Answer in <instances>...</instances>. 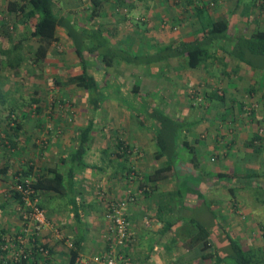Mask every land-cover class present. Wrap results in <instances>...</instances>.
<instances>
[{
    "label": "crops",
    "instance_id": "crops-1",
    "mask_svg": "<svg viewBox=\"0 0 264 264\" xmlns=\"http://www.w3.org/2000/svg\"><path fill=\"white\" fill-rule=\"evenodd\" d=\"M84 3L86 5L87 0H54L55 9L61 10L67 22L78 28H99L110 47L130 53L151 52L161 45L197 37L200 25L196 8H201L213 19L227 21L230 38L250 36L257 28L264 29V12L256 7L255 0H102V6L96 13L92 17L90 13L84 23L77 25L75 21L81 15L79 9L82 4L85 6ZM173 29L177 30L176 33ZM1 34L2 41L13 36L9 29H4ZM24 35H17L18 40L13 43V49L17 45L19 49L22 42L26 41ZM57 35L64 37L74 50L62 26L57 27ZM224 49H213L212 57L195 68L186 67L178 58L157 62L166 72L163 77L169 103H173V94L183 90L186 83L195 85L203 97V105L199 107L202 110L193 114V119L185 113L187 109L193 108L185 102L187 99L184 96H176L179 104L177 109L162 111L168 117L184 123L177 136L174 170L164 178L153 180L149 176L165 161L164 157L156 158L157 145L153 131L146 126H120L115 135L119 141L103 144V129L95 126L94 117L89 115L85 118L80 127L91 118L94 121L91 140L84 164L75 170L73 178L82 223L77 224L72 205L64 196L52 191L41 193L40 202L51 221V227H46L48 233L42 234H49L52 238L53 230L60 231L64 241H50L53 251L48 257L27 256L24 262L18 264H92V255L104 247L108 248L104 237L107 235V212L103 207L108 200L126 201L124 211L131 222L132 236L126 247L120 250H124L134 264H185V261L199 264L201 257H170L169 253L170 247L175 246L177 249L178 245H185L191 233L195 234L193 223L196 222L191 221L190 215L197 207L204 206L209 213L212 212L216 223L220 225L216 213H225L233 219L234 214L244 211L250 213V221L259 213L264 215V210L258 212L254 209L257 204L264 205V65H249L239 60L230 53V43ZM8 51L0 48V53L4 55ZM94 64L99 67V71L89 73L94 76L104 97L101 102L113 98L125 103L132 100H128L131 96L128 91H123L120 83L113 79L111 93L108 83L111 76H105L100 83V70L114 67L131 72L132 68L145 66L147 69L155 63L132 64L115 58L112 64L106 65L95 57L88 58V69ZM0 100L4 102V96H0ZM8 114L6 121H0L3 134L10 133ZM127 117H130L128 113ZM116 118L119 116L116 115ZM54 122L56 127L52 129L53 134L65 136L67 129L61 127L62 121ZM70 131L78 134L77 128ZM256 134L260 135L259 139H255ZM64 136L53 137L52 143L49 136L42 145H50L58 155L57 147L69 145ZM15 138L9 140L10 143L5 141L8 145L2 142L0 166L6 162L11 165L9 155L15 156L11 151L20 150L17 146L18 137ZM4 139L3 136L1 141ZM189 146L193 151L189 150ZM123 149L127 154H121L119 150ZM42 151H37V157L41 159L38 170L56 168L66 171L67 165L61 163V158L66 157L68 152L53 161L50 159L54 153L50 151L53 150L45 148ZM129 168L131 171L127 170ZM6 173H0V176ZM3 182L0 180V188L4 187ZM249 186L262 190L259 193L262 197L247 200ZM223 188L231 192L226 195L225 201L218 194ZM1 202H6V206L0 209V226L19 231L17 218L8 214L13 209L4 198L0 199ZM256 219L264 223V217ZM79 237L83 240L77 256L73 258L70 248Z\"/></svg>",
    "mask_w": 264,
    "mask_h": 264
},
{
    "label": "rangeland",
    "instance_id": "rangeland-1",
    "mask_svg": "<svg viewBox=\"0 0 264 264\" xmlns=\"http://www.w3.org/2000/svg\"><path fill=\"white\" fill-rule=\"evenodd\" d=\"M255 4L258 9H261L262 12H264V0H255ZM92 7V2L89 0H87L85 6H83V4L81 5V9H79L81 15H78L76 12L78 18L75 23L77 25L84 23L85 19L91 13ZM4 21H8L7 29L11 31L13 36H11L9 40L4 38L2 41L3 34H1V31L2 29H6L5 23L3 24ZM30 29V24H20L17 22V16L13 12L9 13L6 10V0H0V48L9 50L5 55L0 53V96H4L5 99L4 102H1L0 100V116H3L0 118V121H6V116L9 113V125L13 126L20 123V126H22L19 129L20 136L18 137L17 144V146L20 147V150L11 151L15 156L13 157L12 155H9V162L11 163L10 172L8 171V174L6 173L5 175L0 176V180L4 181V187L0 188V199L4 198L9 203L8 206L13 210L8 214H13L17 218L16 222H19L20 225L19 232L16 229L10 228L7 233L10 241H16V239L20 238V243H13L12 248L5 254V257H9L13 262L18 261L19 257H21L23 249V246L21 247V245L27 244L30 238L29 236L37 234L39 237L38 239L44 243H49L50 241H64L63 234L60 231H58L59 234L57 235V231L53 230L54 235H52V238L49 234H42L43 232L48 233L46 227H51V221L48 214H46L47 211L45 209L43 210L46 221L44 225L36 231V221L33 217L24 218L23 212L25 209L23 210V207L17 204L10 193L7 192L13 187L14 172L20 169L19 167L22 166L23 163L26 164L25 161L29 160V162H32L35 174L36 171H39L38 167L41 163V159L37 157V154L38 152H43L42 149L48 148L53 150L50 151L54 152L53 156L52 153H50L52 156L50 159L53 161H55L57 157L59 158L61 154L68 152V150L72 149L76 145V142H78L77 134L72 133L70 130H76V128L79 129L78 127H80V124H82L85 118L89 115L94 117V121L96 122L95 126H100L103 129L104 135L101 136L103 144L118 140L115 135L117 132L116 130L119 129L120 126L122 128L126 126H132V128H144L145 125H142L138 118V115L140 116L144 114V112H142L143 109L141 108V111L139 112L133 106V104L136 103L134 100L136 95H139L138 100L139 98L142 99L144 106L146 103L147 106L150 105L156 107L163 112L168 111V109L171 108L177 109L179 104L176 96H184L187 99H184L185 102L193 108L185 111L190 119H193V114L202 110L199 107L203 105V97L200 95V90L190 83H186V85L183 86V90L179 93L173 94V103H169L166 99L168 94L167 88L164 86V84H166L164 82L165 78L163 77V74L166 72L162 69L159 63H155L147 69L145 66L132 68L131 72L114 67L110 68V70L106 69L105 71L101 69L99 72L100 83H102V78L105 76H107V78L111 76L108 81L110 84L109 86H111L109 87V91L113 93L114 84L112 83H114L113 79H116V81L120 83L122 90L128 91L132 96H129L128 100H132L124 103L117 99V101H115L113 98H108L101 102L99 110L93 112L89 102L88 92L77 86L74 81L71 80L73 75H76L81 71V62L64 37L61 38L58 36L57 40L51 45L49 55L42 63L38 64L34 63L32 60L34 58L33 51L36 45V42L33 40L23 41L19 49L12 48L13 43L18 40L17 35L20 33H26V31H30ZM176 31L177 30L175 29L174 33H176ZM96 64L89 69L91 73L99 71V67L96 66ZM149 82L150 85L148 86L147 83ZM191 83L193 84V82ZM135 84L137 85V91L135 90ZM117 89H119V87ZM220 90H222L221 87ZM130 106H132V109H130ZM1 112L3 113L1 114ZM39 113L41 114L39 115ZM127 113L130 115L129 118L127 117ZM116 115L119 116L118 119L116 118ZM56 120L62 121L61 127L67 129L65 136L64 134H53L52 129L53 127H56L54 122ZM44 129L48 132H43ZM261 131L262 129H260V132ZM9 132L10 133L8 134H3L0 130V150L2 142L7 144L10 143L9 140L17 139L15 138L17 136L13 134L14 132H12L11 129ZM3 136L5 139L4 141H1ZM49 136L51 138V143L53 142V137L62 138L64 136L69 145H61L57 147V155L55 149H52L50 145H47V147L42 145L45 144L44 142L47 141V139H49ZM191 138L193 139V136ZM22 146L23 148H21ZM40 147H42V149ZM8 150H11V148ZM212 160L210 162H212ZM223 189L224 190L220 191L221 193L218 194L221 200L225 201L226 195L228 193L231 194V192L226 188ZM249 189L250 193L247 196V200L251 201L252 199L258 197L260 199L262 197L259 194L262 193V190H257L258 187L255 188L249 186ZM238 190L239 189H237V191ZM256 206L257 207L254 208L256 211L262 212L264 210L263 204H257ZM103 207L105 210L106 206L104 205ZM8 214L6 212V217ZM249 214L244 211L241 213L238 212L232 216L233 219H230L231 217L225 213H216V216H219L221 226L227 229L229 235L232 238H238L242 247L248 252L250 257L256 260L258 264H264V223L263 220L256 219V217L263 219L264 215L259 213V215H256V217L250 221L248 219ZM213 216L214 214H212V212L209 213L204 206L197 207L190 215L195 222H199L202 224L203 228L210 232V238L215 244L219 245L221 253L228 252L230 243L225 242L226 238L221 233V229L216 226V221L214 219L215 216L214 218ZM187 217H189V215H187ZM1 218L2 215H0V225L2 221ZM106 220L108 221L105 230L107 235L104 237L108 243V248L104 247L101 251L94 253L92 257L96 254L106 252L114 245L112 239L113 236L110 232L111 223L107 216ZM232 220L233 224H231ZM193 227L195 228L197 226L194 225ZM195 230L198 232L197 228H195ZM189 232L191 233V231ZM16 233L18 234L15 237ZM191 235L193 234L191 233ZM170 248V257H201V259H199V264H212L211 259L204 258L202 255L205 252L200 250L198 245H190L189 240H186L185 245H178L177 249L175 246ZM0 257L2 256L0 255ZM188 262L189 261H185V264H193ZM229 263L232 264V262ZM132 264H134L133 261Z\"/></svg>",
    "mask_w": 264,
    "mask_h": 264
},
{
    "label": "trees",
    "instance_id": "trees-1",
    "mask_svg": "<svg viewBox=\"0 0 264 264\" xmlns=\"http://www.w3.org/2000/svg\"><path fill=\"white\" fill-rule=\"evenodd\" d=\"M92 10L91 17L102 6V0H91ZM59 9V8H58ZM56 10L54 0H6V10L13 12L17 16V22L26 25L30 24L31 29L29 33H25L24 40H33L36 42L32 59L34 63H42L49 55L51 44L57 40V27L62 26L66 30V34L73 44V48L79 60L81 61V71L73 75L71 80L82 89H85L89 94V102L91 109L96 112L104 98L101 96L100 88L94 76L89 73L88 58L95 57L100 59L106 65L113 63L116 58L125 63L132 64H153L169 58H178L184 62L188 68H195L204 63L208 58L212 57L211 51L216 48L225 50L227 44H231L230 53L239 60L247 64L260 63L264 65V29L257 28L250 36H240L237 38H230L228 35V23L221 18H211L201 8H196L198 22L200 25V33L197 37L190 40H180L176 43L161 45L151 52H137L130 53L123 49H114L110 47L109 42L104 39L99 28L75 27L65 20L62 16L61 10ZM8 28V21L5 24ZM4 31V29H2ZM21 41V40H20ZM21 43V42H20ZM14 48H18V45ZM137 87H135V90ZM136 96L134 108L144 114L138 115L140 123L145 125L149 130L153 131L157 145L156 158H165L164 164L156 168L151 179L158 180L168 176L174 170V163L177 159V151L175 146L177 144V136L181 132L184 125L183 122L177 121L168 117L160 109L150 106L145 103L143 105L142 99ZM138 112V113H139ZM16 122V121H15ZM94 121L91 118L84 126L79 127L77 139L78 142L74 149L68 152L66 157L61 158V163L67 165L65 172L56 168H40L34 174V166L29 160L25 161L16 172H14L13 187L7 192L10 193L17 204L25 208L26 211L30 209L26 206L23 199V192L16 189L17 185H22V190L31 189V200L39 199L41 193L56 192L64 196L68 203L72 205L73 216L78 225L82 223L79 213V207L76 202L77 190L74 188L73 178L75 170L84 164L85 155L88 152L89 143L91 140V130ZM20 123L11 126V130L19 137L18 129ZM176 137V138H175ZM259 139L260 135L254 136ZM189 150L193 148L189 146ZM121 154H127L125 149L119 150ZM123 155L121 157H123ZM27 167V168H25ZM11 165L4 163L0 166V173H6L10 170ZM23 168V169H22ZM25 168V169H24ZM131 171V168L127 169ZM10 172V171H9ZM35 175V176H34ZM148 176V178H149ZM131 198V197H129ZM111 202H123L122 200H108L106 202V209L111 212L109 205ZM6 206V202L0 203V209ZM37 205L41 209H45L44 205L37 200ZM125 216L128 218L124 211ZM106 213V214H107ZM215 216V215H214ZM213 216V218H214ZM129 219V218H128ZM215 219V218H214ZM191 221L193 219L191 218ZM198 232L191 236L190 245H198L199 249L204 251L202 254L204 258L212 260V264H222L232 262V264H258L241 245L238 238H232L227 229L216 223V226L221 229V233L225 236V242L230 243L228 252L221 253L219 245L215 244L210 238V232L202 227V224L196 221ZM168 226L165 228V230ZM79 230V229H78ZM164 230V231H165ZM9 229L6 226H0V257L1 264H18L25 261L27 256L48 257L53 251V247L49 243H44L39 240L37 234L29 236L26 245L23 246L22 255L18 261H12L9 257H5L7 251L12 248L13 243H20V238L16 241H10L7 235ZM19 232V231H18ZM18 233H16L15 237ZM20 234V233H19ZM23 237V236H21ZM26 240V239H25ZM83 238L74 242V246L70 248L71 257L77 256V250L82 243ZM215 245V246H213ZM230 264V263H229Z\"/></svg>",
    "mask_w": 264,
    "mask_h": 264
},
{
    "label": "built area",
    "instance_id": "built-area-1",
    "mask_svg": "<svg viewBox=\"0 0 264 264\" xmlns=\"http://www.w3.org/2000/svg\"><path fill=\"white\" fill-rule=\"evenodd\" d=\"M16 189L23 192V199L25 201L26 206L30 209V211H24V218H31L36 221L37 226L35 228L38 231L42 225H44L46 219L44 210L39 208L37 205V198L31 200L30 194L32 192L31 189L22 190V185H17ZM123 202H111L109 205V209L111 208V212L108 211L107 218L110 221V232L112 233V239L114 245L111 246V249H108L106 252L102 254H96L92 257V264H132V259L127 254L124 253V250H120V248L126 247L127 243L131 241V222L125 216L123 212ZM25 208H23L24 210ZM59 233L57 232V235ZM119 247V249H118Z\"/></svg>",
    "mask_w": 264,
    "mask_h": 264
}]
</instances>
